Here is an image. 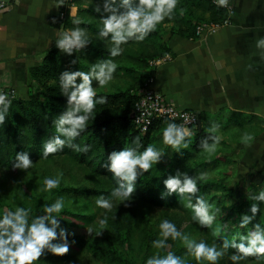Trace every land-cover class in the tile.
I'll return each mask as SVG.
<instances>
[{"label": "trees", "instance_id": "trees-1", "mask_svg": "<svg viewBox=\"0 0 264 264\" xmlns=\"http://www.w3.org/2000/svg\"><path fill=\"white\" fill-rule=\"evenodd\" d=\"M73 2L78 8L75 17L67 15L63 20L59 17H51L50 21L66 29L76 27L77 25L73 24L72 20L79 18L81 21L79 27L86 30L90 43L71 55L65 53V56L61 55L57 47H52L47 51L42 63L31 68L34 86L29 95L27 97L8 95L7 100L10 101V105L4 121L0 123V167L9 168L12 171L19 170L14 169L12 164L15 162L17 152L26 151L30 154L33 165L64 156L95 175L113 178L112 173L106 167V164L110 163L108 156L111 152L122 150L125 147H134L138 152H142L149 144L160 149L163 144V129L168 123L174 122L157 118L150 123L145 133H141L136 127L134 117L131 116L140 96V90L146 80L153 75L151 71H147V68L151 66L152 61L163 58L170 51V47L154 28L144 40L130 39L122 44L123 52L116 57H111L110 37L102 38L98 35L103 27L101 17L107 15V13L96 11L97 4L103 6L102 0H73ZM207 13L209 14L208 22L222 23L228 17V11L225 8L210 1L177 0L171 15L165 16V19L157 26L171 22L173 33L195 39L199 37L196 32L197 24L206 20ZM106 59L116 62L115 75L123 77L127 83L111 89H97V96H105L106 102L96 104L86 129L74 140V143L79 144L81 148L88 145V150L78 152L65 145L62 150L44 158L43 144L57 134L53 120L65 112L68 107L67 97L60 89V74L65 70L87 72L94 63ZM73 60L76 63L73 64ZM77 80L80 82V78ZM197 115L200 124L190 127L191 134L185 137L187 146L182 145L179 151L172 148L168 163L161 159L158 164H153L152 168L138 176L136 189L130 198L141 203L146 209L141 213L135 211L128 223H112L110 220L102 227L105 235L90 232L91 225L98 218L96 200L101 195L110 197L111 192L104 190H93L86 185L66 186L54 190L49 200L43 199L37 209L39 214L43 213L42 206L45 203H51L53 194L55 200L63 198L64 208L60 213L61 227L68 229L69 233H74V235L68 236L69 251L67 253L57 255L45 250V254H42L36 264H84L86 262L84 250L92 253V256H95L94 259L97 260L95 263L86 262L85 264H137L139 259L146 264L150 256L157 252L160 255H166L168 251L182 257L186 264H213L204 258L199 261L193 258L187 245L179 237L173 239L169 236L166 246L162 249L154 247L152 242L162 237L160 232L153 234L149 230L148 215L153 206H163L167 209L183 208L186 212V219L179 231L189 237L194 231L204 232L208 236V242L218 246H223L225 238L229 241L233 239L239 241L242 236L250 233L249 227L254 230L258 223L264 227V219L260 220L264 215L263 205L254 199L259 193H253L251 188L245 199L238 205L239 208L234 210L237 212L239 221L243 214L253 216L252 204H258L260 210L247 225L241 226L240 222L239 224L236 222L235 227L219 237L214 235L211 226H202L198 221L193 220V210L184 205L187 196L181 197L176 192H168L163 181L172 174V170L178 171L189 162L201 161L205 157V150L201 147L202 142L207 139L209 143H212L211 137L218 136V128L222 125V111H219L216 117L206 112H200ZM214 126L216 131L213 133L211 129ZM206 163L204 167L210 163L212 166L215 164V162L208 161ZM196 165L188 175L197 176L196 169L200 165ZM203 170L207 168L202 167L200 172ZM197 182L198 187H202L204 193L205 184L200 185L199 181ZM222 183L223 186L225 185L224 190H232V187L226 185L224 181ZM214 185L216 184L213 183L212 187ZM199 194L204 195L198 191L195 196ZM5 211H7L6 206L0 199V215ZM228 250L237 253L235 248L229 247ZM245 258L255 259L257 257ZM260 259L264 261V256Z\"/></svg>", "mask_w": 264, "mask_h": 264}, {"label": "clouds", "instance_id": "clouds-1", "mask_svg": "<svg viewBox=\"0 0 264 264\" xmlns=\"http://www.w3.org/2000/svg\"><path fill=\"white\" fill-rule=\"evenodd\" d=\"M103 6L97 4L96 11L107 13L102 15L103 27L99 30V37H110L112 46L110 56L116 57L123 52L122 44L130 39L142 41L152 31L159 22L170 16L176 6L177 0H102ZM218 5L226 6L228 0H216ZM72 11L71 14L72 15ZM72 23L76 27L64 29L55 40L57 47L71 55L74 51L84 48L90 43V38L86 30L79 27V18L73 19ZM257 47L264 49V38L257 41ZM72 63H76L75 60ZM117 64L112 59L101 60L94 63L87 72L76 70H65L60 74L59 83L61 92L67 97V110L53 120L56 135L43 144V157L62 150L65 145L76 151H87L88 145L83 148L74 143L76 137L86 129L90 117L96 104L106 102L105 96H97V87L103 88L113 79ZM77 78H80L78 82ZM98 82V86H93V81ZM10 101L6 99V94L0 93V123L5 119ZM211 131L214 133L216 127ZM190 130L170 122L163 129L162 140L166 145L179 151L180 147L187 146L186 136ZM212 143L208 140L202 142L201 147L208 153L216 150L219 137L213 135ZM247 139V137H245ZM162 158V149L149 144L142 152L137 148L125 147L119 151H113L108 156L110 163L106 164L116 181V187L111 191L110 197L101 195L97 200V206L111 209L112 198L121 201L133 196L136 189V181L139 175L152 168L153 164H158ZM33 166V160L28 152H17L14 169L27 170ZM62 174L56 177L45 176L43 179V190L50 191L56 188L60 182ZM200 177L190 176L186 172L177 171L176 175H170L163 181L169 193L176 192L179 196H187V207L193 210V220L198 221L202 226H211L215 219V213L210 212L211 205L203 196H195V203L192 201L198 191L197 179ZM257 201H264V190L254 197ZM129 201V200H128ZM43 213L30 218L31 209L17 206L14 211H5L0 215V264H34L40 260L45 250L63 255L69 251L68 229L61 227L60 213L64 208L63 198H57L54 202L43 206ZM260 210L258 204L251 205L253 216ZM253 216L242 215L241 226L247 225ZM107 220L99 221L100 227L106 225ZM160 236L162 239L154 240L153 246L162 249L166 246L167 238H181L187 245L189 252L196 260L204 258L210 262H215L224 255V251L229 247L237 249V253L232 254L233 261H239L248 256L260 258L264 256V227L259 223L247 236H242L239 241L224 239L223 248L217 249L215 244L208 245L201 240L196 242L188 235L181 233L176 225L164 219L160 225ZM59 230V231H58ZM219 228L214 229V234H219ZM246 242V243H245ZM146 264H186V261L168 252L160 255L159 252L150 256Z\"/></svg>", "mask_w": 264, "mask_h": 264}, {"label": "crops", "instance_id": "crops-1", "mask_svg": "<svg viewBox=\"0 0 264 264\" xmlns=\"http://www.w3.org/2000/svg\"><path fill=\"white\" fill-rule=\"evenodd\" d=\"M7 1L9 8L0 10V89L27 97L34 86L31 68L57 47L65 28L50 21L58 18L59 0ZM233 2L230 22L212 35L194 39L173 33L171 22L156 26L170 51L147 71L155 78L153 87L174 103L212 117L222 111L219 142L214 152L205 151L206 161L220 162L221 170L237 163L243 175L238 181L227 176L225 184L239 182L243 193L251 188L258 194L264 190V49L257 47L264 38V0ZM77 12L72 5L69 15Z\"/></svg>", "mask_w": 264, "mask_h": 264}, {"label": "rangeland", "instance_id": "rangeland-1", "mask_svg": "<svg viewBox=\"0 0 264 264\" xmlns=\"http://www.w3.org/2000/svg\"><path fill=\"white\" fill-rule=\"evenodd\" d=\"M125 83H127L126 79H124L123 77H119V75H115V73H113V79L109 81V83L103 88L97 87L98 82L95 80L93 86L97 87V89H111L120 84L123 86ZM218 148L222 150L221 145H219ZM160 149H162L161 159L168 163L172 154V147L163 143ZM219 163L220 162H215L214 166H212L210 163L208 166L204 167L207 164L206 158L204 157L201 161L189 162V164L184 165L180 170H178L179 172H186L187 174H189L196 164L200 165L196 169L197 177H200L201 174H203V176L202 178H198L197 181H199L200 185L205 184L204 193L202 192V187H198V189L200 193L204 194V199L210 205H212V208H210L209 211L215 213V219L212 222L211 228L213 229V233L214 229L219 228V234H214L218 237L223 235V233L230 231L232 227H235L237 225L236 222L239 224L240 221L238 219L237 212L234 209L239 208L238 205L245 199L246 195L245 192L243 193V191L240 190L239 185H241V183L238 182V184H235V186H232L235 182L230 185L226 184L232 187V190L230 191L227 189L224 190L225 185L223 186L222 183L223 181L227 183V176H234L237 180V177L243 175L244 172L241 173V170L237 169V163H229V167H227L226 170H221L219 167L220 165H218ZM202 167L204 169L207 168V170H203L202 172H200V169H202ZM214 168L216 169L213 171L210 170ZM176 173L177 171L172 170V174L170 175L174 176L176 175ZM59 174H62L60 177V184L50 191L43 190L44 177H56ZM213 183H215L216 185L212 187ZM83 185H86L93 190H104L107 192H111L112 189L117 186L114 178L95 175L87 168L73 163L64 156L55 157L53 160L46 161L44 163L39 162L37 164H34L27 170L19 169L17 171H12L9 168L0 167V199L6 206V210L14 211L17 206L29 208L31 209L30 218L40 213H38L37 211L40 203L43 202V199L49 200L54 190L60 187ZM242 187H245L246 189L250 188V186L246 187L245 185ZM195 195L192 196L193 203H195ZM199 196L202 195L199 194ZM52 197L55 201L54 194ZM53 200H50L51 203L54 202ZM218 201L224 202L225 204H221ZM260 203H262L264 211V201H260ZM112 204L113 206L111 209L101 208L97 205L95 206L97 208L98 218L96 222H94L90 227L91 233L105 235V233H103L104 229L99 225V221L101 219H106L107 222L112 220V223L125 224L128 223L129 219L133 217L135 211L141 213L146 209V207H142L141 203L130 197L124 201H121L117 198H112ZM184 205H187L186 199ZM149 211V230L153 234H157L161 231L159 225L164 219L172 221L176 225L178 230H180L182 223L186 219L185 210L179 207L167 209L163 206H153ZM263 219L264 215L260 218V220L262 221ZM248 230L251 232L253 231V228L249 227ZM190 238L194 239L196 242L203 240L208 245H213L212 242H208V236L201 231H194ZM215 246L218 250L223 248V246ZM234 253L235 252H230L228 249L225 250L224 255L218 258V260L216 261L217 264H264V261L260 258H244L239 261H233L231 259V256ZM84 255V260L87 263H95L97 261L94 259L95 256H92L93 254L88 250H84ZM191 256L194 258L193 255ZM34 264H36V262H34ZM137 264L144 263H142V260L139 259L137 260Z\"/></svg>", "mask_w": 264, "mask_h": 264}, {"label": "built area", "instance_id": "built-area-1", "mask_svg": "<svg viewBox=\"0 0 264 264\" xmlns=\"http://www.w3.org/2000/svg\"><path fill=\"white\" fill-rule=\"evenodd\" d=\"M207 1L218 5L216 0ZM59 5L60 9L58 17L59 19L63 20L67 17V15H69L70 8L72 5H74V2L73 0H59ZM221 7L225 8L228 11V17L222 23H214L208 21H202L198 23L196 28V32L198 35H212L230 22L235 12V4L233 0H228L226 6ZM8 8L9 2L7 0H0V10H6ZM160 59L161 58L157 60ZM154 79V76L151 75L146 80L144 86L140 90V96L137 99L135 108L133 110V112L135 113L134 122L141 133H145L150 123L157 118L169 119L187 129H190V127L192 126H197L199 123L197 113L187 108L181 107L168 99L161 90L153 87ZM0 93L6 94V99L8 95H14L12 91L6 88L0 89Z\"/></svg>", "mask_w": 264, "mask_h": 264}, {"label": "water", "instance_id": "water-1", "mask_svg": "<svg viewBox=\"0 0 264 264\" xmlns=\"http://www.w3.org/2000/svg\"><path fill=\"white\" fill-rule=\"evenodd\" d=\"M134 115H135V113H134V112H132L131 116H132V117H134ZM198 124H200V122H199Z\"/></svg>", "mask_w": 264, "mask_h": 264}]
</instances>
